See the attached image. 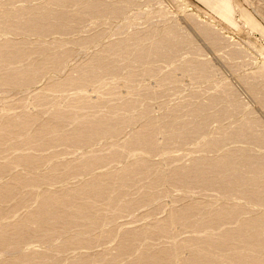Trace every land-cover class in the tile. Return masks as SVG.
<instances>
[{
    "label": "bare ground",
    "instance_id": "obj_1",
    "mask_svg": "<svg viewBox=\"0 0 264 264\" xmlns=\"http://www.w3.org/2000/svg\"><path fill=\"white\" fill-rule=\"evenodd\" d=\"M180 2L0 0V264H264V66Z\"/></svg>",
    "mask_w": 264,
    "mask_h": 264
},
{
    "label": "rangeland",
    "instance_id": "obj_2",
    "mask_svg": "<svg viewBox=\"0 0 264 264\" xmlns=\"http://www.w3.org/2000/svg\"><path fill=\"white\" fill-rule=\"evenodd\" d=\"M180 1H181L180 3L184 5L183 9H185V12H187L189 14L195 13L198 16H200L202 20L208 22L209 24L211 23L212 25H215L218 28L226 29L225 34H227L229 37H233V39L235 41H237L238 44H240L239 46H241V47L243 46V48L246 49L250 53V56H252L253 63L255 65L254 68L264 66V19L261 18V16H259L258 13L256 12V9L260 6H261L262 11H264L263 10L264 9V7H263L264 2L263 1H261V0H249L248 2L246 0H180ZM259 4H260V6H255V5H259ZM222 7L224 10H222ZM230 9H231V11H230ZM132 10H133L132 11L133 13L130 12L129 16H128L131 18L127 17L128 19L126 21H120V23H118L119 22L118 21L117 22L118 24H114V26H116V27L113 26L112 29H110L109 37L113 36V34L117 32V29L119 27L123 26V24L128 25V23L130 21H131V23H134L133 22L135 20L133 17L134 15H138V13H143V8H138V9L134 8ZM144 10H146V9H144ZM225 10H226V12H225ZM147 11H145V12H147ZM220 11H221V14H219ZM230 12H231V14H233L232 16H229ZM131 13L133 15H131ZM179 13H181V11ZM223 14H225V15H223ZM132 19H133V21H132ZM137 22L138 21L136 20L135 23H137ZM131 23H129L128 26H130ZM138 23L140 25L133 26V27L140 28V30L146 29L149 27L147 23H145V25H144L143 21L139 20ZM75 36H77V35H75ZM75 36L73 37L74 39L77 38ZM113 37H115V36H113ZM115 38L118 39V37H115ZM112 39L113 38L111 37V40ZM109 40H107V41H109ZM80 59L81 58H79L78 60H80ZM75 61H77V60H75ZM75 61H73V62H75ZM199 85H201V86H199ZM191 86H192L191 87L192 89H195V88L198 89V87H200L199 90H201V89L205 90L206 87H208L207 84H200V83L199 84L198 83H196V84L191 83ZM7 95L5 96V95L0 94V101L3 97L4 98L7 97L6 100L8 102L16 100V99L18 100V98H21V96L17 97V95H15V94H11V95L7 94ZM180 97H182V96H180ZM177 99L178 98H173L171 100L174 102V100H177ZM172 101H171V103H172ZM191 146L192 145H190V146L188 145L187 147L182 148V149H184L183 151H181V149H179V151H177L176 154L177 155H184V154H186L185 151H187L186 155H188V153H189L188 151H191L192 148L194 147V146H192V147ZM189 148H190V150H189ZM193 151H194V148H193ZM178 152H179V154H178ZM171 196H173V194ZM176 196H177V194H174V196L172 198H175Z\"/></svg>",
    "mask_w": 264,
    "mask_h": 264
}]
</instances>
